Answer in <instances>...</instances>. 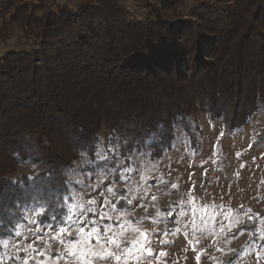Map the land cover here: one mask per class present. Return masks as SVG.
I'll return each mask as SVG.
<instances>
[{
  "label": "trees",
  "instance_id": "trees-1",
  "mask_svg": "<svg viewBox=\"0 0 264 264\" xmlns=\"http://www.w3.org/2000/svg\"><path fill=\"white\" fill-rule=\"evenodd\" d=\"M143 2L138 16L120 0L0 1L1 31L27 45L0 52V209L21 185L63 187L97 138L155 134L156 158L178 124L196 144L191 112L231 129L264 112V0Z\"/></svg>",
  "mask_w": 264,
  "mask_h": 264
},
{
  "label": "rangeland",
  "instance_id": "rangeland-1",
  "mask_svg": "<svg viewBox=\"0 0 264 264\" xmlns=\"http://www.w3.org/2000/svg\"><path fill=\"white\" fill-rule=\"evenodd\" d=\"M61 1L69 4L73 2ZM120 1L133 9L138 16H142L143 0ZM201 1L204 0H184L189 5ZM168 12L170 18H173V12ZM184 19L189 20L190 17L185 16ZM19 39L15 40V36L7 38L0 29V52L11 49L17 43L20 44L21 38ZM20 45L27 47L26 44ZM188 119L191 133L197 137L196 144L192 143L190 134L178 124L175 147L167 149L159 160L152 158V161H149L155 162V172L153 174L145 172L144 179L133 174L134 179L129 182V187L135 189L143 184L145 191L136 193L137 196H143V199H134L132 205L123 202L120 193L124 190L125 183L120 180L119 167L114 175L95 177L93 182L98 187L85 198H94L98 204L103 205L104 198L107 197L118 209L125 208L122 222L129 231L124 234V238L128 239L135 235V229L147 231L152 240L149 247L153 249L154 255L161 251L166 253L165 256L151 260V264H225L227 261H233L234 264H258L257 252L264 257V112L256 114L253 121L240 129H231L223 120L213 119L203 111L189 113ZM96 163L104 164V161ZM84 165L85 158L79 156L67 170L70 187L76 191H79V188L70 173L73 168H83ZM29 169L30 165L24 163L18 168L17 174ZM88 170L93 171L94 176L100 171L95 165L85 169ZM81 178L88 182L87 176L82 175ZM161 179L164 182H161ZM113 181L117 182L113 184ZM171 184H176L177 188H172ZM107 187H112L116 195L108 192ZM152 195L156 200L151 199ZM192 198L195 200L192 201ZM181 199H184L188 208L193 204L197 208L203 204L222 206L217 217L221 223H217L215 229L206 235L199 232L193 235L190 213L188 216L176 215L169 219L163 211L174 207L173 202ZM69 202L71 203V199ZM141 204L146 206L147 211L145 207H140ZM148 217L154 219L149 220ZM137 219L139 223L136 222ZM128 220H132L133 223L127 224ZM173 221H178V225H174ZM102 223L114 222L105 220ZM195 223L200 225L199 216L195 218ZM212 223L214 222H210V225ZM176 226L180 229L179 233L166 237L159 235ZM153 229L155 231H152ZM162 238L171 243H159ZM68 239L74 240L75 236ZM16 242L25 245L22 239ZM31 242L29 238L27 243ZM92 242L95 243L94 240ZM51 247L52 254L55 255L60 245L53 241ZM20 254L24 255L22 251ZM198 254L199 261L196 260ZM259 264H264V260H260Z\"/></svg>",
  "mask_w": 264,
  "mask_h": 264
},
{
  "label": "snow or ice",
  "instance_id": "snow-or-ice-1",
  "mask_svg": "<svg viewBox=\"0 0 264 264\" xmlns=\"http://www.w3.org/2000/svg\"><path fill=\"white\" fill-rule=\"evenodd\" d=\"M154 137L155 134L145 139L142 144L136 141L130 148L127 142H124L122 148L118 137H109L107 148H105L103 141L97 138L99 143L95 145V150L92 152L95 159L88 155L91 149L87 148L80 153L85 158L84 167L71 170L70 175L74 178L79 191L70 187L69 181H63V187L43 188L36 187L33 183L27 186L21 185L22 197H18L16 202L9 207L0 209V264H30V262L31 264H61V262L63 264H106V262L108 264H145V262L151 264V260L165 256L166 253L162 251L154 255L153 249L149 247L152 240L147 231L135 229V235L128 239L124 238V234L129 231L122 222L125 208L118 209L117 205L107 197L104 198L103 205L98 204L94 198H85L98 187L93 182L95 177L103 178L114 175L119 167L120 180L125 183L120 198L126 205H132L136 198L143 199V196H137L136 193L144 192L145 186L141 184L133 189L129 187V182L134 179L133 174L135 177L144 179L145 172L149 174L155 172V162L149 163L153 157L151 148L155 142ZM114 141L115 146H113ZM172 147L175 145L173 144ZM165 150L162 149V151ZM110 158L113 160L111 167L106 163H96V161L107 162ZM159 159L160 157H156V160ZM93 165L100 170L95 176L93 171H85ZM82 175L87 176V183L81 178ZM28 179L30 182L34 181L33 177ZM161 182L164 181L161 179ZM171 187L177 188V185L171 184ZM107 191L116 195L112 187H107ZM151 199L154 201L156 197L152 195ZM194 200L195 198H192V201ZM173 204L174 207L163 211L169 219L176 215L188 216L190 213L193 235L197 232L206 235L215 229L217 223H221L217 219L219 209L222 207L220 205L203 204L197 208L193 204L188 208L184 199L173 202ZM140 207H145L147 211L144 204ZM177 209H179L178 213ZM256 215L259 216V214ZM45 216L47 219L43 218ZM197 216H199L200 225L195 223ZM147 219L154 218L148 217ZM105 220L114 223H102ZM136 222L139 223V219ZM210 222L214 223L210 225ZM126 223L132 224L133 221L128 220ZM173 223L178 225L179 222L173 221ZM179 231V227L176 226L159 235L166 237L179 233ZM73 236H75L74 240L68 239ZM29 238L32 240L31 243H27ZM21 239L25 241V245L16 242ZM93 240L95 243L92 242ZM53 241L60 245L55 255L52 254L51 242ZM159 243L169 244L171 241L162 238ZM193 248L195 250V245ZM217 250L223 251V249ZM21 251L24 253L23 256L20 254ZM40 257L44 259L41 260ZM257 257L258 264L260 260H264L259 252H257ZM199 259L198 254L196 260L199 261ZM225 264H234V262L227 261Z\"/></svg>",
  "mask_w": 264,
  "mask_h": 264
},
{
  "label": "built area",
  "instance_id": "built-area-1",
  "mask_svg": "<svg viewBox=\"0 0 264 264\" xmlns=\"http://www.w3.org/2000/svg\"><path fill=\"white\" fill-rule=\"evenodd\" d=\"M170 1V0H148L150 4L161 6L163 2Z\"/></svg>",
  "mask_w": 264,
  "mask_h": 264
}]
</instances>
